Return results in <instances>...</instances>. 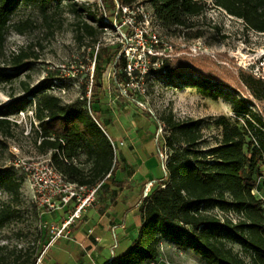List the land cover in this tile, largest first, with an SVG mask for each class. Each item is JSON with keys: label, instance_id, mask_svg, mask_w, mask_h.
<instances>
[{"label": "rangeland", "instance_id": "1", "mask_svg": "<svg viewBox=\"0 0 264 264\" xmlns=\"http://www.w3.org/2000/svg\"><path fill=\"white\" fill-rule=\"evenodd\" d=\"M207 2L205 12L194 18L193 31L200 29L203 35L187 39L180 28L163 27L148 0H127L119 16L118 0L12 1L0 45V71L14 74L9 81L0 78V105H9L8 120L0 125V178L9 177L18 186L7 189L0 182V209L10 212L0 228L3 264H24L26 259V264L35 262L50 239V227L60 221L56 220V212L39 206L32 198L23 168V163L49 156V150L39 146L35 99L26 95L27 88L47 81V93L59 96L64 103L81 98L84 89L88 98L96 52L101 53V60L105 55L124 52L128 70L132 73L137 69V73L131 74L129 84H120L108 65L99 78L101 86L92 96L93 110L154 115L163 128L159 134L160 149L167 159L171 149L165 143L169 130L164 118L169 115L181 121L202 119L199 147L203 150L221 139L217 118L243 125L247 116H238L232 110L236 98L244 99L252 113L264 122V90L258 88L254 93L239 77L241 70L257 76L264 74V32L246 28L241 19L215 7L211 0ZM83 23L93 27V37L87 34ZM177 57L192 61L197 70L212 72L229 86H222V94L212 99L196 90L194 81H199L198 76H167L161 60ZM74 160L79 167L90 166L84 152L80 151ZM65 208L71 212L74 207L69 204L57 212L64 213ZM210 211L220 220L227 219V215L236 222L240 219L232 209ZM227 246L250 262L249 253L239 243L228 242ZM158 247V258L145 264H207L184 240L176 242L163 237Z\"/></svg>", "mask_w": 264, "mask_h": 264}, {"label": "trees", "instance_id": "2", "mask_svg": "<svg viewBox=\"0 0 264 264\" xmlns=\"http://www.w3.org/2000/svg\"><path fill=\"white\" fill-rule=\"evenodd\" d=\"M13 0H0V45L7 29ZM45 2L46 0H42ZM116 15L121 14L123 4ZM161 25L169 30L180 28L185 38H197L203 31L197 29L194 18L202 15L208 7L207 0H148ZM212 4L229 15L243 21L246 28L264 32V0H211ZM87 34L95 35L92 26L83 23ZM116 56V57H115ZM101 53L94 55L90 96L85 89L81 98L64 103L57 95L47 93L50 83L42 81L27 88L26 95L35 99V115L38 120L39 146L51 150V160L69 182L95 185L102 182L115 167V151L101 124L99 111L94 112L92 96L101 83L99 78L108 65L112 66L117 83L129 84L130 76L137 73L128 70L129 62L124 52L108 54L101 60ZM151 57V56H150ZM155 59V57H152ZM161 66L170 77L185 74L198 76L194 81L196 90L203 96L217 99L222 86H229L210 71L195 69L185 57L169 60L163 58ZM13 73L0 71V78L9 81ZM240 80L255 93L264 90V74L255 75L241 70ZM9 105H0V125L7 122ZM233 112L244 118L243 125L232 123L225 117L215 122L221 126V139L203 150L199 147L202 119L175 120L172 115L164 118L169 134L165 143L171 149L166 159V177L142 198L140 211L142 223L135 240L124 254L108 264H145L159 256V242L166 237L185 244L202 255L207 264H264V211L261 200L252 194L260 167L264 165V122L252 113L242 98L233 100ZM62 139L63 142L60 140ZM86 155L88 168L79 167L72 161L79 152ZM63 154L69 162L60 159ZM2 185L17 189L9 177H3ZM264 193V180L258 183ZM234 210L240 219L233 223L221 221L210 210ZM10 212L0 209V228ZM228 242H237L249 253L245 262ZM1 248V247H0ZM26 264L28 259L24 261ZM0 264L2 260L0 258ZM34 264V261L31 262Z\"/></svg>", "mask_w": 264, "mask_h": 264}, {"label": "crops", "instance_id": "3", "mask_svg": "<svg viewBox=\"0 0 264 264\" xmlns=\"http://www.w3.org/2000/svg\"><path fill=\"white\" fill-rule=\"evenodd\" d=\"M99 113L103 129L116 144L114 170L93 204L71 224L69 236L48 246L41 264H108L121 257L142 223L145 187L150 183V189L155 188L166 177L154 115L130 110ZM54 212L58 224L70 213L67 208Z\"/></svg>", "mask_w": 264, "mask_h": 264}, {"label": "built area", "instance_id": "4", "mask_svg": "<svg viewBox=\"0 0 264 264\" xmlns=\"http://www.w3.org/2000/svg\"><path fill=\"white\" fill-rule=\"evenodd\" d=\"M88 93H90V91H88ZM162 130V126L158 125L156 136H159ZM60 140L63 142L62 139ZM110 142L116 153L115 142L112 139H110ZM51 152L52 151L49 150L48 157L33 162L23 163V168L30 182L32 198L39 206L46 207L50 212L57 211L61 207L67 206V204H73L74 208L59 224L50 227V239L43 250L38 254L34 264H41L48 246L56 239L69 236L71 224L74 223L77 218L81 217L82 212L95 200L96 193L102 184V182H100L90 186L67 181L66 177L54 166L51 160ZM159 155L162 159V167L165 169L167 158L162 151L159 152ZM60 159L66 163L69 162L63 154H60ZM72 161L75 163L74 159H72ZM261 180H264V165L260 167V175L255 187L251 191L253 195L261 200V206L264 211V193L258 188V183ZM150 186L151 184L149 183L145 187L143 197L148 195ZM216 216L218 217V215ZM227 217V219L231 220L233 223L236 222L234 218L228 215ZM221 220L224 221L223 219Z\"/></svg>", "mask_w": 264, "mask_h": 264}]
</instances>
